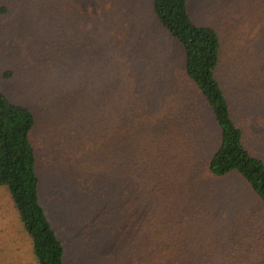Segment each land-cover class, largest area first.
<instances>
[{
  "label": "rangeland",
  "instance_id": "obj_1",
  "mask_svg": "<svg viewBox=\"0 0 264 264\" xmlns=\"http://www.w3.org/2000/svg\"><path fill=\"white\" fill-rule=\"evenodd\" d=\"M153 4L0 0V90L35 115L40 201L68 264H243L225 248L204 245V260L183 256L190 246L169 248V235L211 210L216 225L224 213L231 223L250 215L263 232L264 207L237 175H210L218 127ZM187 5L221 37L218 78L247 149L264 160V0ZM148 213L170 220L148 225ZM157 253L163 260H149ZM0 264H37L5 188Z\"/></svg>",
  "mask_w": 264,
  "mask_h": 264
},
{
  "label": "trees",
  "instance_id": "obj_2",
  "mask_svg": "<svg viewBox=\"0 0 264 264\" xmlns=\"http://www.w3.org/2000/svg\"><path fill=\"white\" fill-rule=\"evenodd\" d=\"M153 10L164 30L181 47L185 74L212 111L218 127L219 143L208 159L210 175L216 179L237 175L264 207V160L247 149L244 132L232 117L230 100L218 78L223 61L219 33L191 20L187 0H154ZM35 123V115L28 107L13 103L0 90V188H5L11 196L31 239L37 264H68L64 240L53 228L40 201L37 158L31 143ZM103 181L107 182L106 175ZM206 214L199 226H191L192 231L180 228L177 235H169V248L173 243L179 250L190 246L183 256L188 259L203 256V260L210 256L202 251L204 245L212 252L225 248L231 250V257L237 262L264 264V231H260L255 218L247 215L252 220L246 223L242 220L244 216H238L231 223L230 216L224 213V221L216 225L215 218H211L213 211ZM152 216L148 213L142 221L150 225L152 220L157 224L170 220L165 213L155 219ZM206 233L209 236H205ZM205 239L209 240L208 244ZM196 250L198 254L194 255ZM153 256H148L149 260H163L164 257L159 253Z\"/></svg>",
  "mask_w": 264,
  "mask_h": 264
}]
</instances>
